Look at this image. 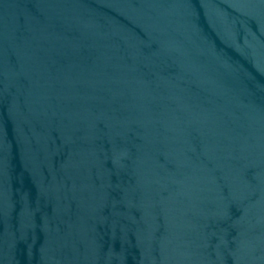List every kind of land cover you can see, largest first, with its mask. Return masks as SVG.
<instances>
[{
	"label": "water",
	"instance_id": "1",
	"mask_svg": "<svg viewBox=\"0 0 264 264\" xmlns=\"http://www.w3.org/2000/svg\"><path fill=\"white\" fill-rule=\"evenodd\" d=\"M0 264H264V0H0Z\"/></svg>",
	"mask_w": 264,
	"mask_h": 264
}]
</instances>
